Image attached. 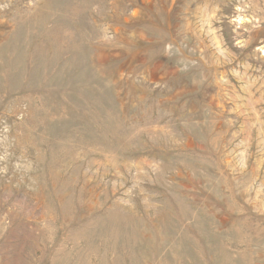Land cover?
<instances>
[{
    "label": "rangeland",
    "instance_id": "rangeland-1",
    "mask_svg": "<svg viewBox=\"0 0 264 264\" xmlns=\"http://www.w3.org/2000/svg\"><path fill=\"white\" fill-rule=\"evenodd\" d=\"M0 264H264V0H0Z\"/></svg>",
    "mask_w": 264,
    "mask_h": 264
}]
</instances>
